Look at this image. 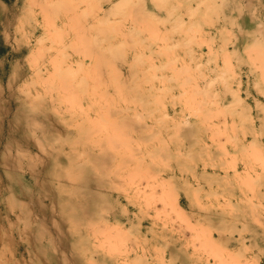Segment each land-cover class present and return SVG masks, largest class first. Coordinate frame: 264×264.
<instances>
[{
  "label": "rangeland",
  "instance_id": "374dc122",
  "mask_svg": "<svg viewBox=\"0 0 264 264\" xmlns=\"http://www.w3.org/2000/svg\"><path fill=\"white\" fill-rule=\"evenodd\" d=\"M53 1L0 0V263L264 264V0Z\"/></svg>",
  "mask_w": 264,
  "mask_h": 264
},
{
  "label": "bare ground",
  "instance_id": "6f19581e",
  "mask_svg": "<svg viewBox=\"0 0 264 264\" xmlns=\"http://www.w3.org/2000/svg\"><path fill=\"white\" fill-rule=\"evenodd\" d=\"M50 1H51V0H49V2H50ZM131 1H132V0H116V1H114V2L111 4V6H110V7L104 12V15H103L104 19H108L107 17H109L110 15H112V14H114V13H116V12L122 10V9L125 8L126 6H127L126 10L129 9L128 7L130 6ZM154 1L157 2L156 0H154ZM52 2H54V1L52 0ZM50 3H51V2H50ZM141 4H143V3H141ZM52 6H54V7L56 8L55 5H52V4H51V7H52ZM54 7H53V8H54ZM53 8H51V9L53 10ZM55 8H54V11H55ZM57 8H58V7H57ZM58 9H60V7H59ZM100 9H102V8L100 7ZM56 10H57V9H56ZM81 10H82V9H81ZM58 11H59V10H58ZM100 11H101V10H100ZM55 12H56V11H55ZM128 15H129V14H128ZM130 15H131V13H130ZM100 17H101V16H100ZM132 17H133V16H132ZM128 18H130V16H128ZM93 19H94V18H93ZM97 19H99L98 16H97ZM100 19H101V18H100ZM94 20H96V19H94ZM35 21H36V20H35ZM156 22H157V21H156ZM36 23H37V22H36ZM153 23H154V22H153ZM108 24H109V23H108ZM92 25H93V24H92ZM99 25H100V24H99ZM106 25H107V23H106ZM155 25H157V24H155ZM94 26H95V24H94ZM88 28H89V27H88ZM88 28H87V29H88ZM90 28H91V27H90ZM152 28H155V26L152 27ZM83 29H84V28H83ZM83 29H82V30H83ZM91 29H92V28H91ZM94 29H95V27H94ZM82 30H81V31H82ZM84 30H85V29H84ZM95 30H96V29H95ZM95 30H94V31H95ZM87 32H88V31H87ZM83 33H85V32H83ZM88 33H89V32H88ZM88 33H85V34L89 35ZM82 35H83V34H82ZM87 35H86V36H87ZM81 37H82V36H81ZM81 37H80V38H81ZM88 37H89V36H88ZM90 37H91V35H90ZM42 38H43V36L41 37V39L39 38L38 40L41 42ZM83 38H84V37H83ZM85 39H87V38H84V40H85ZM90 39H91V38H89V40H90ZM87 40H88V39H87ZM81 42H82V40L80 41V43H81ZM83 42H84V41H83ZM211 42H212V41H211ZM85 43H86V42H85ZM87 43H88V41H87ZM90 43H91V42H90ZM93 43H94V42H93ZM96 43H97V42H96ZM96 43H95V44H96ZM98 43H99V42H98ZM212 43H213V42H212ZM82 45H83V44H82ZM89 45H90V44H89ZM85 47H86V46H85ZM210 47H211V46H209V49H208V50H211ZM225 51H226V50H225ZM101 53H103V50H102ZM101 53H100V54H101ZM199 53H200V52H199ZM208 53H210V52L208 51ZM221 53H222V52H221ZM223 53H224V52H223ZM223 53H222V54H223ZM222 54H221V55H222ZM103 55H104V53H103L102 55H100V56H102V57L105 58V55H104V56H103ZM198 55H199V54H198ZM223 55H224V54H223ZM225 55H227V51H226ZM100 56H98V57H100ZM200 56H201V55H200ZM228 56H229V55H228ZM228 56H226L227 59H228ZM222 57H223V56H222ZM224 57H225V56H224ZM104 58H103V59H104ZM107 58H108V56H107ZM58 59H59V58H58ZM58 59H57V60H58ZM60 59H63V58H60ZM99 59H101V60L103 61V59H102L101 57H100ZM105 59H106V58H105ZM222 59H223V58H222ZM223 60H226V59H223ZM68 61H69V60H68ZM75 61L77 62V64H79V65L81 64L80 61L78 62V60H75V59H74V60H73V59L70 60L69 63L67 64V66H68L67 68H69V71H72V70H73V69H72V68H73V63H74ZM104 61H105V60H104ZM104 61H103V62H104ZM226 61H227V60H226ZM59 62L61 63V60H60V61L58 60V62H56V63H57V64H56V65H57V70H58V65H59L58 63H59ZM107 62H108V60H107ZM64 63H65V62H64ZM97 63H98V61H97ZM223 64L225 65V61H224ZM67 68H64L63 70L66 71V70H68ZM76 68H77V67H76ZM80 68H81V67H80ZM42 69L46 70L45 67H42ZM42 69H41L40 71H43ZM71 69H72V70H71ZM57 70H54L53 72H57ZM77 70H78V69H76V71H77ZM69 71H68V73H69ZM58 72H59V70H58ZM74 72H75V71H74ZM78 72H79V71H78ZM68 73H67V75H69ZM70 74H71V73H70ZM72 74H73V73H72ZM77 74H78V73H77ZM52 76L54 77V75H52ZM71 76H72V78H74L73 75H71ZM72 78L70 77L71 80H74V79H72ZM68 80H69V79H68ZM68 82H69V81H67L65 84H67ZM76 82H77V81H76ZM77 83H78V82H77ZM63 84H64V82H63ZM65 84H64V85H65ZM74 84H75V83H74ZM79 84H80V85H83V84H81V83H79ZM239 84H240V83H239ZM69 85L72 86L71 84H69ZM69 85H68V86H69ZM68 86H66V87H68ZM74 86H75V85H74ZM83 86H84V85H83ZM82 88H83V87H82ZM77 89H78V88H77ZM38 94H40V93H38ZM36 95H37V94H36ZM56 140H57V139H56ZM38 141H39V140H38ZM39 142H40V141H39ZM39 142H38V143H39ZM36 144H37V143H36ZM205 145H207V144H205ZM247 145H248V144H247ZM249 145L251 146V148H252V147H256V148H257V146H252V143H249ZM249 145H248V146H249ZM248 146H247V148H249ZM257 152L260 153V149L257 150ZM39 224H40V223H39ZM39 231H40V230H39ZM38 233H39V232H38ZM43 235H44V234H43ZM43 235H42V236H43ZM47 238H48V237H47ZM48 239H49V238H48ZM48 242H49V240H48ZM41 246H43V245H41ZM57 247H58V246H57ZM63 258H64V257H63ZM56 262H57V261H56ZM63 263H64V262H63ZM66 263H67V262H66ZM0 264H1V263H0ZM4 264H5V263H4Z\"/></svg>",
  "mask_w": 264,
  "mask_h": 264
}]
</instances>
